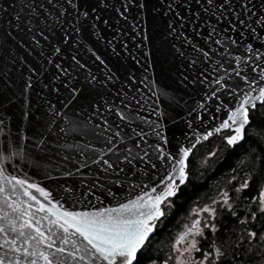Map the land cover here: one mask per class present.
Returning a JSON list of instances; mask_svg holds the SVG:
<instances>
[{
  "label": "snow or ice",
  "instance_id": "6c2138e0",
  "mask_svg": "<svg viewBox=\"0 0 264 264\" xmlns=\"http://www.w3.org/2000/svg\"><path fill=\"white\" fill-rule=\"evenodd\" d=\"M146 16L162 22L165 38L182 40L196 54L184 60L191 76L178 77L200 96L191 113L195 120L202 119L197 109L210 116L226 111L218 126L195 134V140L227 129L231 134L222 142L229 155L239 156L224 187L202 208H193L196 218L176 236V264H236L243 259L241 249L247 255L257 237L264 244V0H0V143H6L0 151V264H155L146 250L154 228L168 215L164 209L173 207L186 184L187 158L196 145L186 140L169 152L162 147L174 135L168 109L175 111L182 99L169 93L168 85H150L154 96L168 100L164 108L163 101H154L145 109L155 119L139 111L144 106L135 85L145 82L152 67L143 62L151 41L141 38L130 52L124 38L129 30L133 41L140 38L137 29ZM133 52L142 75L122 63ZM16 100L21 111L12 112ZM189 128L194 134L191 121ZM68 133H78L84 142L64 145L75 159L57 155L60 175L71 179L61 193L84 210L65 208L40 184L5 167L13 158L39 167L40 159L58 154V142ZM220 151L213 148L207 158ZM157 163L166 169L159 186L115 207L84 204L116 197L125 186L139 188L134 182L142 183ZM239 173L244 179L237 184ZM253 188L250 199L243 195ZM228 219L236 221L231 228ZM220 221L224 231L217 239ZM207 233L213 239L194 259Z\"/></svg>",
  "mask_w": 264,
  "mask_h": 264
},
{
  "label": "water",
  "instance_id": "95a60500",
  "mask_svg": "<svg viewBox=\"0 0 264 264\" xmlns=\"http://www.w3.org/2000/svg\"><path fill=\"white\" fill-rule=\"evenodd\" d=\"M131 27V22L125 26L126 29H131ZM162 28L163 24L159 19H157L156 21H152L146 16L145 19L141 22L140 28L137 29L141 31V37L133 41V32L129 30L128 36L125 37L124 40L128 45V49L130 52H132L133 50L134 43H139L141 38L146 39V41H151V43L148 44L147 48V50L150 52V55L143 62L150 63L152 67L149 69L148 77L145 82L143 84L138 83L135 85V87L139 89L140 93V95L137 96V100H139L140 103L144 106L142 109H139L141 115L145 118L155 119V117H152L151 113L149 111H146L145 109H147L149 106H154V101H163V103L160 105L162 108H164L168 103L166 97L153 95L154 89L150 87L152 83L168 85L169 87L167 88V91L169 93L175 95L178 99L182 98L180 99V107L176 108L175 111H172V109H168V111L173 116V122L171 124H168L167 126L173 128L174 135L170 133L169 136L171 139V143L162 144V147L166 152H169L172 151L173 147L178 143H186V140H191L195 145L204 142L205 140L196 141L194 138L195 134L202 135L203 131H211L212 128L218 126V123L225 118L226 111L221 110V112H216L215 116H210L208 113L197 109V111H200L202 118L201 121L195 120L194 115H191L192 109L196 108V103L198 100H200V96L197 94V91L194 90L195 86H189L181 83L178 77L181 72L191 76V71L185 66L184 60L191 59L196 54L192 53L190 48H187L183 44L182 40H176L175 38H165L161 31ZM190 32L191 29L189 28L187 30V33ZM108 38L110 39L111 37L109 36ZM195 39L199 40V37H196ZM173 44H175L176 48H179L181 51L185 52L184 57H179L175 53V51L171 47ZM100 49L101 52L104 51L102 44L100 46ZM135 56L136 54L133 52V55L128 56L125 60L122 61V63L126 64L130 71H136V69L139 68L140 73H138V75H142L143 69L141 68L140 64H137L135 62ZM109 59L115 61V58L111 57L110 53ZM212 59L217 60L218 56L213 55ZM90 63L92 64V71L95 73L96 66L92 61H90ZM233 67H235V63H233ZM222 74L223 73H221V75ZM253 87H255V85H253ZM145 101H147L148 103L146 104ZM12 103L15 105L12 109V112L21 111V104L18 100L13 101ZM232 103L234 104L235 102L233 101ZM4 104L5 106H9L8 101H4ZM209 104H211V101H209ZM11 114L12 113H9V115ZM16 119L19 120L20 117H16ZM190 121L192 127L195 129L194 134H192L191 129L189 128ZM204 121H206V123H204ZM22 122L25 124V126H27L26 120ZM226 130L227 129L221 130V132ZM13 131H15V129H13ZM145 131H147L146 127ZM149 139L151 140V137H149ZM74 142L83 143L84 139H82L78 133H68L65 139L58 142V154L54 151L49 154V158L40 159L38 161L39 167H36L34 164H28L27 160L21 162L18 160V158H13L11 162L6 161L5 167L10 174H18L21 177H26L30 181H34L40 184V186L44 187L46 191H49L51 197L55 201L61 203L65 208H68L69 210H84V207L80 204L79 201H77L76 203H72L70 198L63 197L61 193V187L67 186L65 184V181L70 184L71 179L60 175V171L62 169L59 167L60 161L57 158V155L59 157H63L65 153H68L70 156H72L73 159H75V156L72 155L73 150L64 147L65 144H72ZM5 147L6 143H0V151H3ZM97 147L102 149L104 145L98 144ZM188 159L189 158H187V162ZM21 163H23L24 165L23 168L19 167ZM13 168H16V172H13ZM70 168L71 165L69 164V169ZM165 174L166 169H164V167L160 163H157L155 169L149 168V172L142 183L140 181L134 182L140 184L139 188L133 189L125 186L123 190L117 194L116 197L101 196L98 201L93 200L91 201V203H89L88 200H85L84 204L88 205V207L90 208L115 207L118 202L123 203L126 199H131L136 195H139L141 190L147 191L148 188L152 187L154 184L155 186H159V179L162 178V176ZM32 191L33 194L37 195L38 198H40L41 200L43 199L39 196V193L35 192V190Z\"/></svg>",
  "mask_w": 264,
  "mask_h": 264
},
{
  "label": "rangeland",
  "instance_id": "374dc122",
  "mask_svg": "<svg viewBox=\"0 0 264 264\" xmlns=\"http://www.w3.org/2000/svg\"><path fill=\"white\" fill-rule=\"evenodd\" d=\"M229 132H220V133H214L207 141L204 143H198L195 147V150L190 154V158L188 160V171H189V178L192 179V181H204V178L206 175H209L213 170L215 169L217 163L221 160L219 157L224 156L227 149L225 148L222 138L225 135H228ZM255 135L257 138L262 135L260 129L257 127ZM247 143V142H246ZM213 148H220L221 151L216 154L213 158H207V152L211 151ZM239 158L237 155L235 158V161ZM201 160H204V164H201ZM234 161V163H235ZM233 168V167H232ZM230 170V169H229ZM229 170L227 169L220 175H210V181H208V185H206V191L198 193L195 198H193L187 207L186 212L183 216H181L176 222L175 225H173L171 228H168L164 225V222L166 218L161 222V224L157 225L156 228L159 230V232L151 239V251L153 253L160 254V259L155 260V264H163L164 261H167V264H169L170 257L172 256L174 261H176V256L179 255L177 252L172 251V245L175 241L176 236L184 230L185 226H190L191 220L196 218V214L193 211V208L195 207L197 210L199 208H202L204 204L209 203V198H215V194L217 191L220 190V188L224 187V180L228 179V173ZM237 184L239 182H242L244 179V174L239 173ZM223 177V179H222ZM236 185H234L235 187ZM256 194V192L254 193ZM164 211L168 214L170 212L169 208H165ZM201 216H203V213H201ZM191 239V237H189ZM249 245L245 244V247H248ZM177 247H180V245H177ZM252 251L249 252L247 255H244V250L242 251V256L249 258L253 254V257L258 255V253H261V249L264 248V244H261L259 242V238H256V240L253 241L252 245ZM262 254V253H261ZM194 259H199L200 257H197L195 255V252L193 253ZM237 260L236 264H260L261 262L258 261L257 258L251 259L250 261H247L246 259Z\"/></svg>",
  "mask_w": 264,
  "mask_h": 264
},
{
  "label": "flooded vegetation",
  "instance_id": "af4514ba",
  "mask_svg": "<svg viewBox=\"0 0 264 264\" xmlns=\"http://www.w3.org/2000/svg\"><path fill=\"white\" fill-rule=\"evenodd\" d=\"M226 131H227V133L229 132V134H230V131H229V130H226ZM223 132H225V131H223ZM213 134H214V133H213ZM229 134H228V135H229ZM210 137H211V136H210ZM206 141H207V140H206ZM204 142H205V141H204ZM204 142H201V143H204ZM201 143H200V144H201ZM235 158H236V157H235ZM187 164H188V162H187ZM233 166H234V165H233ZM210 175H212V174L206 175L205 178H204V181H200V182L202 183V185H203V188L199 191V193H200V192H204V191H206V185H208V181H210ZM217 175H220V174H217ZM190 180H191V178L188 177V179H187V181H186V184H185V185H188V187L191 186V184H190ZM233 187H234V185H233ZM253 189H254V190L250 193V195L247 194L246 191L244 192L243 195H244L245 197H248V198L250 199L251 196L254 195V193H255V188H253ZM185 192L188 193V196H190V194H192V189L189 188V189L185 190ZM178 194H179V192H178ZM193 198H195V196H193V197H191V198L189 199L188 203L184 206V209H183L181 212L176 213L174 203H175V201L181 199L178 195H176V197H175L174 200L172 201L173 207L170 209V212H169L168 215H167V218L170 219L169 222H168V224H166V226H167L168 228H171L173 225H175V222H176L181 216L184 215V213H185L186 210H187V207H188L189 202H190ZM241 215H243V213H241ZM219 223L221 224V233H218V234H217V236H216L217 239L220 238L221 234H222L223 231H224L223 225H224L225 221H220ZM235 223H236V221H234V220H231V219H228V220H227V225H228L229 228H231ZM158 232H159V230L155 227V232H154V235H152V238H153ZM207 237H208V238H207L206 241L201 240V242L199 243V245H198V247H199V252H195V255H196L197 257H201V256H202L203 252H204L205 250L208 249V247H209V243H210V242L212 241V239H213V235H212L211 233H207ZM257 238H258V237H257ZM242 251H243V249H241V256H242ZM261 253H262V254H261ZM261 253H258V255L254 256V257L257 258L259 262H261L260 264H264V248L261 249ZM145 255H146L147 257H149V258H150L151 260H153V261L158 260V259L161 258V257H160V254H158V253H156V254L153 253V252L151 251V249H149V248L146 250ZM254 257H253V254H252L251 256H249V258H247V257H243V259L247 258L246 260H247V261H250L251 259H255ZM169 264H176V261H174V259H173L172 256L170 257Z\"/></svg>",
  "mask_w": 264,
  "mask_h": 264
},
{
  "label": "trees",
  "instance_id": "16d2710c",
  "mask_svg": "<svg viewBox=\"0 0 264 264\" xmlns=\"http://www.w3.org/2000/svg\"><path fill=\"white\" fill-rule=\"evenodd\" d=\"M255 124V121H254ZM259 128V127H258ZM247 142V141H246ZM237 155L236 154H231L229 155L228 150L226 151V153L224 154V159H221L215 169L213 170V172H211L210 174H221L224 171H226L227 169H232L233 165H234V161H235V157ZM190 158V157H189ZM189 160V159H188ZM190 184L191 186L188 187V185H184L179 189V194L178 196L181 198L180 200L175 201L174 206H175V210L176 213L181 212L184 209V206L188 203L189 199L193 196H196L199 191L203 188V185L200 181H192V179L190 180ZM191 188L192 189V194H190V196H188V193L185 192V190ZM252 190H246L247 194L250 195V193L253 191ZM169 218H166L164 225L166 226V224H168L169 222Z\"/></svg>",
  "mask_w": 264,
  "mask_h": 264
}]
</instances>
